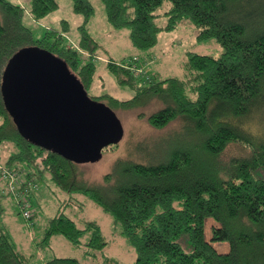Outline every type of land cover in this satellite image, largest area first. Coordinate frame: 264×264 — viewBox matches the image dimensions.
<instances>
[{"label": "trees", "instance_id": "16d2710c", "mask_svg": "<svg viewBox=\"0 0 264 264\" xmlns=\"http://www.w3.org/2000/svg\"><path fill=\"white\" fill-rule=\"evenodd\" d=\"M100 1L109 25L128 29L131 45L142 52L157 44L160 32L183 21L196 27L197 42L214 39L221 51L214 56L188 51L181 77L152 74L146 80L124 67L123 58L109 57L105 69L134 94L126 100L107 92L91 98L114 112L157 100L159 108L148 115L139 112L137 118L155 130L172 123L175 127L154 142L139 140L133 156L119 157L101 180L91 181L83 177L82 163L31 144L18 133L2 80L14 56L34 47L63 60L90 90L101 49L88 29L95 13L91 1L72 0L73 12L82 17L76 27L77 44H72L66 38L68 21L60 20L59 29H45L37 40L23 23L24 9L17 2L0 0V144L10 142L16 148L5 166L25 171L28 180L43 181L48 174L60 191L92 200L111 216L113 228L134 250L135 258L128 264H264V136L242 125L252 112L264 120V0ZM167 2L162 14L167 20L159 26L156 11ZM57 8L58 0H30L28 11L38 22ZM68 204L47 220L37 245L48 246L53 236L61 235L69 245L83 247L84 257L96 260L100 253V264H119L102 253L109 244L99 222L83 221L79 228L65 214ZM210 218L216 225L206 239ZM213 242H227V251L219 252ZM30 260L0 223V264ZM42 264L81 263L76 257H54Z\"/></svg>", "mask_w": 264, "mask_h": 264}, {"label": "rangeland", "instance_id": "374dc122", "mask_svg": "<svg viewBox=\"0 0 264 264\" xmlns=\"http://www.w3.org/2000/svg\"><path fill=\"white\" fill-rule=\"evenodd\" d=\"M10 1L17 2L24 9L23 23L31 30L35 39L41 38L45 29L51 27L59 29L60 20L64 19L70 24L69 34L66 37L68 42L77 44L78 33L76 32V27L82 22V17L73 12L72 0H58L56 11L38 22H35L29 14L30 0ZM90 1L95 13L90 18L88 29L97 42L101 44V49L96 52L95 65H97V71L90 90L87 92L89 97L107 92L114 98L126 100L134 94L131 88L119 86L115 77L105 69L104 64L109 57L115 60L122 58L125 60L126 58L137 56L139 63L144 64L143 70L146 76L154 74L158 78H168L170 76L181 77L183 75L182 65L186 52L193 51L201 55L214 56L221 51L220 46L214 39L197 42L195 38L197 34L196 27L191 22L183 21L171 31L160 32L157 44L147 50V52H142L131 45L128 38V29L116 30L109 25L105 19V11L100 0ZM257 5L258 3L256 2L255 6ZM168 7L169 3L167 2L156 11L159 14L156 19V23L159 26H164L166 23L167 18L162 14ZM136 76L140 77L139 75ZM143 79L146 80L145 78ZM160 105V102L153 100L149 105L138 107V109H116L115 114L122 125V138L117 144V148L112 149L113 145L107 146L99 160L93 163L84 162V164H80L83 177L91 181L101 180L102 176L111 170L112 163L115 160L119 157H129L132 154L134 151L133 146L139 140L151 143L169 133L175 127V123H172L167 128L155 130L147 125L145 119L137 118L139 112L148 115L149 112L159 108ZM242 125L253 133L264 136V120H261L259 112H252L249 117L242 120ZM2 144H8L5 147L3 146V148L0 147V165L5 166L8 156L16 148L10 142ZM231 152H235V150L231 149ZM43 179L44 181H37L39 184L38 191H40H37L38 196L36 194V198L32 199L33 210L36 211V214L30 223L19 213L16 202L10 196L4 193L0 195V223L6 227L16 247L31 258L29 264H42L54 257H76L81 264H100L102 259L100 253L96 254V260H91L87 256L84 257L83 247L78 249L69 245L61 235L53 236L48 246L37 245L43 238L42 234L47 225V220L57 214L58 209L64 202L67 204L69 202L65 214L70 216L79 228L83 226V221L95 220L99 222L101 231L109 244L102 252L104 255L118 260L119 264L133 262L135 258L134 250L125 242L124 237L113 228L110 215L103 212L92 200L81 194H66L55 188L46 174ZM40 184H42V187ZM47 184L53 191L48 189ZM2 190L3 188H1ZM211 219H207L208 221L205 223L206 239L209 238L210 227L216 225ZM179 241L183 248L188 251L187 241L184 238ZM213 245L219 252L227 251L228 248L227 242H213Z\"/></svg>", "mask_w": 264, "mask_h": 264}, {"label": "water", "instance_id": "95a60500", "mask_svg": "<svg viewBox=\"0 0 264 264\" xmlns=\"http://www.w3.org/2000/svg\"><path fill=\"white\" fill-rule=\"evenodd\" d=\"M5 102L18 133L75 162H95L122 138L121 121L55 55L21 50L3 76Z\"/></svg>", "mask_w": 264, "mask_h": 264}, {"label": "built area", "instance_id": "2783aa9c", "mask_svg": "<svg viewBox=\"0 0 264 264\" xmlns=\"http://www.w3.org/2000/svg\"><path fill=\"white\" fill-rule=\"evenodd\" d=\"M124 67L129 69L132 74L140 77L148 78L143 67L144 64L139 63L137 56L127 59L124 62ZM26 172L16 169H9L6 166L0 165V181L2 183V192L10 196L16 202L19 213L30 223L35 216V210L31 202V197L37 191L39 184L36 179H26Z\"/></svg>", "mask_w": 264, "mask_h": 264}, {"label": "crops", "instance_id": "0c3cea01", "mask_svg": "<svg viewBox=\"0 0 264 264\" xmlns=\"http://www.w3.org/2000/svg\"><path fill=\"white\" fill-rule=\"evenodd\" d=\"M67 35V34H66ZM8 144H2V145H0V147H2L3 148V146L5 147V146H7ZM46 176H47V178H48V174H46ZM43 181H44V179H43ZM40 182V181H39ZM40 186L42 187V184H40ZM47 186H48V189H50V190H52L51 189V187L47 184ZM40 187V188H41ZM1 188H2V183H1V181H0V195H1V193L3 194V192L1 191ZM39 188V189H40ZM37 191H38V189H37ZM37 191H35L34 192V194L32 195V197H31V202H32V199H34V198H36V194H37ZM40 191V190H39ZM38 191V192H39ZM53 191V190H52ZM37 196H38V194H37Z\"/></svg>", "mask_w": 264, "mask_h": 264}]
</instances>
